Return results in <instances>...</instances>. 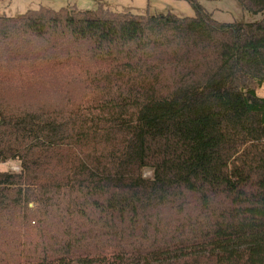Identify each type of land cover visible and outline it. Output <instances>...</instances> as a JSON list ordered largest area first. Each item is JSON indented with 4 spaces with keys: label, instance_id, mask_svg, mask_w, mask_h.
<instances>
[{
    "label": "trees",
    "instance_id": "trees-1",
    "mask_svg": "<svg viewBox=\"0 0 264 264\" xmlns=\"http://www.w3.org/2000/svg\"><path fill=\"white\" fill-rule=\"evenodd\" d=\"M188 1L0 15V264H264V0Z\"/></svg>",
    "mask_w": 264,
    "mask_h": 264
},
{
    "label": "rangeland",
    "instance_id": "rangeland-1",
    "mask_svg": "<svg viewBox=\"0 0 264 264\" xmlns=\"http://www.w3.org/2000/svg\"><path fill=\"white\" fill-rule=\"evenodd\" d=\"M199 3L206 12L210 13L219 22L259 20L254 14L245 11L238 0H199ZM42 7L55 11L68 7H75L79 10H96L103 7L120 13L157 14L173 12L181 17L196 15L194 7L188 0H0V15L16 16L28 9H40ZM42 85L44 88L46 86L52 87L51 84L42 83ZM23 94H25L24 91ZM258 95L264 96V85L258 89ZM56 98L59 99L50 93L44 96L22 95L18 99L17 105L54 108V104H57V102H54L57 101ZM19 169L20 165L17 161H0V170L2 171H18ZM144 175H151V171L145 169Z\"/></svg>",
    "mask_w": 264,
    "mask_h": 264
},
{
    "label": "crops",
    "instance_id": "crops-1",
    "mask_svg": "<svg viewBox=\"0 0 264 264\" xmlns=\"http://www.w3.org/2000/svg\"><path fill=\"white\" fill-rule=\"evenodd\" d=\"M255 17L261 19L262 18V15L261 14H258V15H255Z\"/></svg>",
    "mask_w": 264,
    "mask_h": 264
},
{
    "label": "water",
    "instance_id": "water-1",
    "mask_svg": "<svg viewBox=\"0 0 264 264\" xmlns=\"http://www.w3.org/2000/svg\"><path fill=\"white\" fill-rule=\"evenodd\" d=\"M0 123H1V118H0Z\"/></svg>",
    "mask_w": 264,
    "mask_h": 264
}]
</instances>
